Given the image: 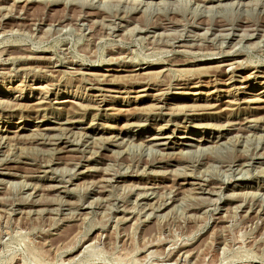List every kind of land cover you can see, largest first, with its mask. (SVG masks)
<instances>
[{
  "label": "rangeland",
  "instance_id": "374dc122",
  "mask_svg": "<svg viewBox=\"0 0 264 264\" xmlns=\"http://www.w3.org/2000/svg\"><path fill=\"white\" fill-rule=\"evenodd\" d=\"M218 2L0 0V264H264V0Z\"/></svg>",
  "mask_w": 264,
  "mask_h": 264
},
{
  "label": "bare ground",
  "instance_id": "6f19581e",
  "mask_svg": "<svg viewBox=\"0 0 264 264\" xmlns=\"http://www.w3.org/2000/svg\"><path fill=\"white\" fill-rule=\"evenodd\" d=\"M217 1H220V2H223L224 0H217ZM220 2H218V3H220ZM229 23H225L224 21H223V24H222V26L221 27H224V26H227ZM219 25V24H218ZM229 26V25H228ZM220 27V28H221ZM227 29H229V28H226V29H224V28H222V30L221 31H223V30H227ZM251 34V33H250ZM253 34V33H252ZM226 35H227V33H226ZM251 37V36H250ZM244 38V37H243ZM209 46V45H208ZM199 141V140H198ZM64 143L66 144V143H68V141L67 140H65L64 141ZM163 144V143H162ZM57 145V144H56ZM67 145V144H66ZM66 145L65 146H62V147H58V148H56V149H58V151H61V149H63L64 147H66ZM84 145V144H83ZM199 148V147H198ZM66 150V149H65ZM182 150V149H181ZM180 150V151H181ZM187 150V149H186ZM246 162V161H245ZM231 163V162H230ZM240 165V164H239ZM230 168V167H229ZM111 179V178H110ZM110 179H107V178H104L103 179V181H109ZM113 180V179H112ZM111 181V180H110ZM24 183V182H23ZM194 184V183H193ZM200 188V187H199ZM203 189V188H202ZM205 191V190H204ZM213 193V192H212ZM103 198V197H102ZM217 201V200H216ZM177 205V204H176Z\"/></svg>",
  "mask_w": 264,
  "mask_h": 264
}]
</instances>
